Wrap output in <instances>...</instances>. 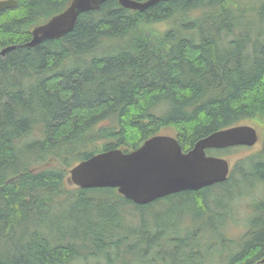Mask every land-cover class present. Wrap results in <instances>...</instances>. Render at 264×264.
<instances>
[{"label": "trees", "instance_id": "obj_1", "mask_svg": "<svg viewBox=\"0 0 264 264\" xmlns=\"http://www.w3.org/2000/svg\"><path fill=\"white\" fill-rule=\"evenodd\" d=\"M15 1L0 11V51L13 46L0 55V264H264V193L251 188L264 183V0H167L143 11L106 0L33 47L32 27L70 0ZM244 123L261 151L236 156L224 182L197 191L137 205L67 181L77 161L131 151L160 130L186 152ZM241 181L252 210L233 238L226 220Z\"/></svg>", "mask_w": 264, "mask_h": 264}, {"label": "water", "instance_id": "obj_2", "mask_svg": "<svg viewBox=\"0 0 264 264\" xmlns=\"http://www.w3.org/2000/svg\"><path fill=\"white\" fill-rule=\"evenodd\" d=\"M105 1L70 0L63 11L32 27L25 45L33 47L44 40L64 36L72 31L80 13L98 9ZM158 1L167 0H118V3L127 9L143 11ZM16 5L15 0H0V11ZM12 48H3L0 55ZM257 140L254 126L238 124L200 138L183 152L174 136L156 134L131 151L104 150L78 161L69 168L67 181L82 189L114 188L133 203L145 205L167 195L224 182L230 162L206 154V150L253 146Z\"/></svg>", "mask_w": 264, "mask_h": 264}, {"label": "rangeland", "instance_id": "obj_3", "mask_svg": "<svg viewBox=\"0 0 264 264\" xmlns=\"http://www.w3.org/2000/svg\"><path fill=\"white\" fill-rule=\"evenodd\" d=\"M159 133H164V134H169V135L172 134L171 130H168V129L160 130ZM261 148H262V143H261V139H259V141L257 142V144L255 146L250 147V148L240 149L239 151H235L233 154L229 155L227 157V159L232 164L237 157H240L241 154H242V156L248 155L250 153H254L256 151H259ZM256 185L259 186L258 188L260 190L257 188H254V187H251V188L256 191V194L259 193L258 196H260L262 193H264V183L256 182ZM232 187H233V189H232L233 193L235 195H238V193H241V195L243 197H241V199L237 203V205H236L237 209H234L232 211V213H230L231 210H227L228 211L227 213L228 214L230 213V215H229V218H227V220H226V230H227L226 233L230 237L238 238L245 231V227H243V226L246 222L247 216L249 215V213L252 210L251 206H250V201H251L250 199L252 197L250 195H248V193H247L249 191V188H250V186L248 187V182L241 181L239 184H237V186H232ZM248 196H250V197H248ZM177 200H179V199L176 198V202H177ZM219 200L222 203H226V202H228V197L226 195H224L222 197V199L220 198ZM180 206L182 209H184V211L188 210V209H186V206L184 204H182V205L176 204V210ZM228 214H227V217H228ZM189 220H190V218H189ZM189 220H188V222H189Z\"/></svg>", "mask_w": 264, "mask_h": 264}]
</instances>
